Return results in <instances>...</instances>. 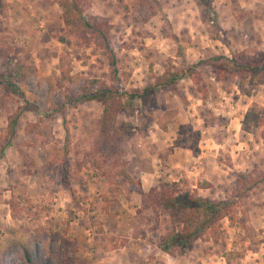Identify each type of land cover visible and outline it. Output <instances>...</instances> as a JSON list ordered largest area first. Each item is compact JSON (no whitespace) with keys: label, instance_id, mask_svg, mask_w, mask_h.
I'll use <instances>...</instances> for the list:
<instances>
[{"label":"rangeland","instance_id":"374dc122","mask_svg":"<svg viewBox=\"0 0 264 264\" xmlns=\"http://www.w3.org/2000/svg\"><path fill=\"white\" fill-rule=\"evenodd\" d=\"M156 2L152 15L136 0H84L86 16L113 26L125 102L118 119L130 129L119 161L98 169L88 160L102 103L56 108L77 90L64 76L113 84L105 50L77 38L57 0H0V44L5 38L11 47L0 72L16 60L33 66L23 89L40 110L24 112L0 159V264H264V85H224L217 69L198 64L213 55L260 57L264 0ZM167 68L176 82L157 85ZM24 103L0 86L3 141L9 115ZM249 110L262 124L246 132ZM156 168L163 172L156 186L180 181L202 196L238 198L237 217L221 221L219 240L199 239L177 256L156 248L171 218L140 185ZM244 177L262 181L240 196Z\"/></svg>","mask_w":264,"mask_h":264},{"label":"trees","instance_id":"16d2710c","mask_svg":"<svg viewBox=\"0 0 264 264\" xmlns=\"http://www.w3.org/2000/svg\"><path fill=\"white\" fill-rule=\"evenodd\" d=\"M63 7V20L69 29L77 34L85 45L92 43L103 48L107 54L109 65V76L113 84H108L100 78L71 77L64 78L76 84V92L65 94L64 101L57 105L56 111L65 113L68 106L76 107L81 101H100L103 105V114L99 128L98 137L94 143L91 158L88 160L94 167L101 169L103 164L112 160L114 163L120 159V145L125 136L130 131L118 119V115L125 109L123 92H121L123 75L118 58L115 52L111 37L113 27L107 21L94 22L85 15L84 0H57ZM141 4L148 5L152 15L156 14V6L160 5L156 0H136ZM161 8V7H160ZM4 44H0V58L9 59L10 46L7 40L3 39ZM206 63L217 69L221 80L232 83L237 79L239 87L246 84L264 85V53L254 60H248L244 52L234 54L231 58L225 55H213L208 60H201L198 64ZM6 72H0V86L4 87L9 93L24 99L25 103L19 106L8 117L7 135L8 140L3 141L0 136V159L5 151L12 145V140L17 133V124L27 110H36L40 113L37 104L26 100L23 85L26 79L35 73L33 66L27 65L22 61L16 60L13 66ZM195 74L196 72L193 71ZM193 74V75H194ZM198 79V78H197ZM170 80L174 85L176 78L170 68L156 79L157 85H163ZM199 80V79H198ZM175 87V86H174ZM230 90V86H224ZM151 86L145 87L142 92L137 93L142 99H146ZM200 91L203 88H198ZM203 98H208L204 94ZM65 115V114H64ZM262 124V118L253 110L247 111L242 121V128L246 132H251L255 127ZM68 128V126H66ZM119 150V151H118ZM124 163V162H123ZM125 174V178L133 183L132 178L126 171H118ZM262 178H242L237 187V192L244 195L260 183ZM180 181L162 182L159 186L152 187L147 195L148 200L159 206H163L170 215L171 228L161 235L159 248L172 256L186 254L194 242L199 239L207 238L219 240L223 236L221 221L228 218L233 222L237 217L238 198L234 199H215L202 196L197 190L182 188ZM141 185V184H140ZM200 188H207V184L199 185Z\"/></svg>","mask_w":264,"mask_h":264},{"label":"crops","instance_id":"0c3cea01","mask_svg":"<svg viewBox=\"0 0 264 264\" xmlns=\"http://www.w3.org/2000/svg\"><path fill=\"white\" fill-rule=\"evenodd\" d=\"M151 172V173H149ZM163 172H160L158 168L152 169V171H146V175H143L141 177V187L143 190L147 191L150 188L156 186V184L159 182L161 175ZM156 248L161 250L158 245H156Z\"/></svg>","mask_w":264,"mask_h":264}]
</instances>
